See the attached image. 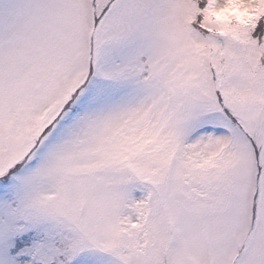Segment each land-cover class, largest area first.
<instances>
[{"label": "snow or ice", "instance_id": "1", "mask_svg": "<svg viewBox=\"0 0 264 264\" xmlns=\"http://www.w3.org/2000/svg\"><path fill=\"white\" fill-rule=\"evenodd\" d=\"M0 264H264V0H0Z\"/></svg>", "mask_w": 264, "mask_h": 264}]
</instances>
